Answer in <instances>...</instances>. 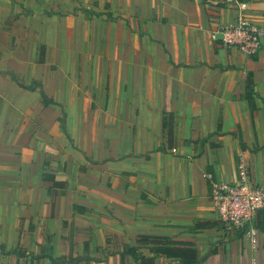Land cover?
Listing matches in <instances>:
<instances>
[{"label":"crops","instance_id":"obj_1","mask_svg":"<svg viewBox=\"0 0 264 264\" xmlns=\"http://www.w3.org/2000/svg\"><path fill=\"white\" fill-rule=\"evenodd\" d=\"M240 17L264 0H0V264H122L140 234L264 264V225L212 201L264 185V45L219 38Z\"/></svg>","mask_w":264,"mask_h":264},{"label":"built area","instance_id":"obj_2","mask_svg":"<svg viewBox=\"0 0 264 264\" xmlns=\"http://www.w3.org/2000/svg\"><path fill=\"white\" fill-rule=\"evenodd\" d=\"M219 33L223 45L238 48L247 56L258 55L264 45V24L244 17L222 26ZM212 201L222 221L235 227L248 226L247 234L255 236L258 213L264 211V185L253 183L243 170L238 180L215 185Z\"/></svg>","mask_w":264,"mask_h":264},{"label":"trees","instance_id":"obj_3","mask_svg":"<svg viewBox=\"0 0 264 264\" xmlns=\"http://www.w3.org/2000/svg\"><path fill=\"white\" fill-rule=\"evenodd\" d=\"M246 90V97L254 110L256 104L252 73H249ZM164 125L168 130V121L165 120ZM55 184L62 183L55 181ZM257 222L258 226L264 225V211H259ZM120 256L122 264L129 263V259H132L134 264H155V259L159 256L177 259L181 264H199L201 261L198 249L193 243L177 241L165 235L151 234L138 235L137 244L125 245L124 249L120 251Z\"/></svg>","mask_w":264,"mask_h":264},{"label":"water","instance_id":"obj_4","mask_svg":"<svg viewBox=\"0 0 264 264\" xmlns=\"http://www.w3.org/2000/svg\"><path fill=\"white\" fill-rule=\"evenodd\" d=\"M219 37L221 38V35Z\"/></svg>","mask_w":264,"mask_h":264}]
</instances>
